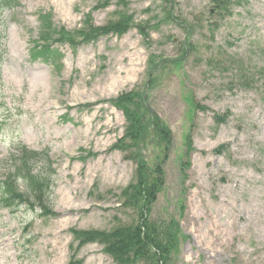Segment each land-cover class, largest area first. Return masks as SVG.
<instances>
[{
	"label": "rangeland",
	"instance_id": "obj_1",
	"mask_svg": "<svg viewBox=\"0 0 264 264\" xmlns=\"http://www.w3.org/2000/svg\"><path fill=\"white\" fill-rule=\"evenodd\" d=\"M219 1L0 4V179L19 145L48 151L54 171L50 188L28 185L44 192L46 214L0 201V264H114L97 243L78 248L71 229L135 219L111 193L136 164L111 148L126 121L110 100L145 91L153 63L147 99L172 142L149 218L177 223L172 264H264V0ZM127 16L122 35H81ZM42 42L54 55L44 63L30 57ZM156 142L139 153L149 166L165 150Z\"/></svg>",
	"mask_w": 264,
	"mask_h": 264
},
{
	"label": "trees",
	"instance_id": "obj_2",
	"mask_svg": "<svg viewBox=\"0 0 264 264\" xmlns=\"http://www.w3.org/2000/svg\"><path fill=\"white\" fill-rule=\"evenodd\" d=\"M164 18L167 19L164 21L174 20L172 14L166 15ZM132 25L130 16L122 19L116 18L105 26L92 27L89 32H82L81 35L84 40L96 39L98 36L108 33L122 35ZM136 26L139 30H145L146 27V25L140 24ZM43 32L40 37L42 40H47L48 33L47 31ZM50 44L49 42L35 44V46H39L33 50L32 57L41 56L44 60L54 58L53 51L49 48ZM159 69L161 68L157 64L151 65L152 72L149 74L145 91L130 90L110 100L116 109L122 111L126 121L122 136L111 148L124 152L125 157L133 160L136 164L132 180L124 187L117 191H111V193L116 197V203H119L120 209L134 211L135 219L128 223L116 224L106 230L71 229L73 241L77 242L78 248L88 243H97L102 246L103 253L110 257L114 264H172L171 256L178 251L179 229L177 223L172 220L166 224L163 221L149 218L151 205L163 185L162 165L172 142L170 130L164 127L152 111L146 94V88L152 85L153 73ZM149 136L157 137L158 146L156 147L160 145L165 147V150L162 148L161 161L152 166H149L145 158L139 155ZM11 156L16 165L11 173L6 174V177L0 180V200L12 201L10 206L14 204L13 200L15 199L28 204L38 202L40 210L46 214L49 208L43 199L44 192L41 189L28 187V185L33 182L40 186L42 182L41 186L50 188V177L54 171L49 163L47 153L21 148L16 155L12 154ZM36 162H42L45 170L34 173L33 165ZM16 173H20V178L27 181L26 190L19 188L20 183L23 184V182L19 181ZM68 264H79V261L72 257Z\"/></svg>",
	"mask_w": 264,
	"mask_h": 264
}]
</instances>
